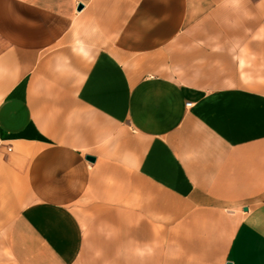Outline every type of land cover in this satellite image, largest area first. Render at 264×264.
<instances>
[{
    "label": "crops",
    "instance_id": "crops-1",
    "mask_svg": "<svg viewBox=\"0 0 264 264\" xmlns=\"http://www.w3.org/2000/svg\"><path fill=\"white\" fill-rule=\"evenodd\" d=\"M228 263L264 264V0H0V264Z\"/></svg>",
    "mask_w": 264,
    "mask_h": 264
},
{
    "label": "water",
    "instance_id": "water-1",
    "mask_svg": "<svg viewBox=\"0 0 264 264\" xmlns=\"http://www.w3.org/2000/svg\"><path fill=\"white\" fill-rule=\"evenodd\" d=\"M79 9H81V5L79 6ZM86 159L88 161H93L94 160L93 157H90V156L86 157ZM228 264H232V263H228Z\"/></svg>",
    "mask_w": 264,
    "mask_h": 264
},
{
    "label": "built area",
    "instance_id": "built-area-1",
    "mask_svg": "<svg viewBox=\"0 0 264 264\" xmlns=\"http://www.w3.org/2000/svg\"><path fill=\"white\" fill-rule=\"evenodd\" d=\"M191 104H187L186 106L189 107Z\"/></svg>",
    "mask_w": 264,
    "mask_h": 264
}]
</instances>
